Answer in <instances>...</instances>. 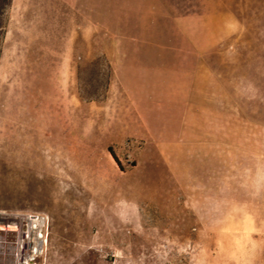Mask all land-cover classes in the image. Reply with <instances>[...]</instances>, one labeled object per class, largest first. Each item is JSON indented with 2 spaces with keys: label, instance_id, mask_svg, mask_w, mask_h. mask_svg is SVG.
<instances>
[{
  "label": "rangeland",
  "instance_id": "374dc122",
  "mask_svg": "<svg viewBox=\"0 0 264 264\" xmlns=\"http://www.w3.org/2000/svg\"><path fill=\"white\" fill-rule=\"evenodd\" d=\"M160 4L166 17L154 33L127 34L112 17H84L76 0H9L0 40V223L1 215L13 223L29 211L47 215L34 264H264V230L248 216L223 225L205 201L196 216L156 162L137 160L143 143L120 127L130 80L172 77L195 52L247 121H264V0ZM131 38L165 43V64L145 65L143 49L111 48Z\"/></svg>",
  "mask_w": 264,
  "mask_h": 264
},
{
  "label": "crops",
  "instance_id": "0c3cea01",
  "mask_svg": "<svg viewBox=\"0 0 264 264\" xmlns=\"http://www.w3.org/2000/svg\"><path fill=\"white\" fill-rule=\"evenodd\" d=\"M76 1L84 17L98 24L102 17H112L110 23L119 30L124 25L127 34L154 33L152 24L166 17L160 0ZM135 19H143L145 24L139 26ZM131 39L121 43L124 47L111 48L143 49L145 65L165 64L164 53H159L167 49L165 43ZM113 62L118 65L117 60ZM183 65L185 69L172 77L145 73L140 80H130L123 97L125 123L120 127L127 129L128 137L143 143L137 160L144 166L145 161L156 162L196 216L205 201L212 204V210L222 212L223 225L230 224L231 216L245 224L247 218L241 217L248 216L255 231H263L264 121H247L245 111L233 102L196 52L193 57L190 53Z\"/></svg>",
  "mask_w": 264,
  "mask_h": 264
},
{
  "label": "built area",
  "instance_id": "2783aa9c",
  "mask_svg": "<svg viewBox=\"0 0 264 264\" xmlns=\"http://www.w3.org/2000/svg\"><path fill=\"white\" fill-rule=\"evenodd\" d=\"M18 219V223H12L19 231L14 264H34L36 254L45 239L46 216L41 212L29 211L21 214Z\"/></svg>",
  "mask_w": 264,
  "mask_h": 264
},
{
  "label": "bare ground",
  "instance_id": "6f19581e",
  "mask_svg": "<svg viewBox=\"0 0 264 264\" xmlns=\"http://www.w3.org/2000/svg\"><path fill=\"white\" fill-rule=\"evenodd\" d=\"M1 217L3 220L2 224L0 223V262L14 264L17 254L16 247L19 242V231L12 225L11 217L7 215H1ZM18 218H13V220L18 223Z\"/></svg>",
  "mask_w": 264,
  "mask_h": 264
},
{
  "label": "trees",
  "instance_id": "16d2710c",
  "mask_svg": "<svg viewBox=\"0 0 264 264\" xmlns=\"http://www.w3.org/2000/svg\"><path fill=\"white\" fill-rule=\"evenodd\" d=\"M8 4H9V0H0V40L3 31V14Z\"/></svg>",
  "mask_w": 264,
  "mask_h": 264
}]
</instances>
